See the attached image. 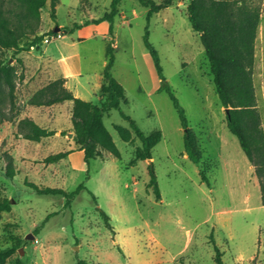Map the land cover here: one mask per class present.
<instances>
[{"label":"rangeland","instance_id":"374dc122","mask_svg":"<svg viewBox=\"0 0 264 264\" xmlns=\"http://www.w3.org/2000/svg\"><path fill=\"white\" fill-rule=\"evenodd\" d=\"M250 1L261 12L254 84L264 126V0ZM111 2L60 0L54 20L48 1L41 11L38 33L57 24L64 30H59L63 38H50V43L45 38L40 44L45 59L58 53L80 55L86 87L72 90L100 104L101 88L92 86L108 60V45L116 43L112 72L125 88L127 102L122 109L145 134L160 130L162 138L151 159L138 160L142 143L133 131L128 142L121 138L114 125L130 128V124L113 109L104 121L121 158L99 148L101 155L87 163L73 135L68 136L73 133V102L29 104L31 95L51 81L49 71H36L30 50L17 55L23 59L19 64L12 50L0 47V62L8 60L17 71L14 99L6 100L0 114V200H12L11 210L0 216V247L16 250L4 264L20 260L24 264H75L78 258L92 264H217L215 246L222 251L224 264H264L259 181L238 138L227 127V111L217 94L200 33L187 14L189 0H175L155 13L149 24L148 8L137 0H122L113 33L100 28L91 32L92 38L79 40L75 24L101 17ZM104 24L110 26L108 21ZM147 28L167 81L203 149L202 164L185 154L179 113L169 93L158 91L161 80L144 42ZM24 117L68 133L28 140L18 134ZM69 149L70 154L59 162H44L49 154ZM151 163L160 199L153 186H148ZM201 169L206 170L208 181L202 179ZM81 183L86 188L70 204L63 195L41 194L31 185L74 191ZM100 209L110 216L112 229Z\"/></svg>","mask_w":264,"mask_h":264},{"label":"trees","instance_id":"16d2710c","mask_svg":"<svg viewBox=\"0 0 264 264\" xmlns=\"http://www.w3.org/2000/svg\"><path fill=\"white\" fill-rule=\"evenodd\" d=\"M50 1L51 16L57 19L56 8L60 0H0V47L13 51V57L19 64L23 59L17 56L24 51L32 50L43 42L47 35L56 33L62 27L57 24L51 30L39 34L41 25V11ZM148 8L147 20L160 10L170 6L175 0H137ZM122 0H112L110 10L101 17L86 21L85 23L108 21L109 30L113 33L115 18L120 13ZM187 14L194 30L200 33L206 56L210 64L211 74L221 104L229 108L227 112V127L239 140L240 146L254 167L261 190V201L264 205V126L262 115L257 104L256 89L254 84L255 48L258 27L261 19L259 8L250 0H189ZM75 27H80L78 23ZM147 28L144 35L146 48L149 50L157 69L161 85L158 91L165 90L176 107L181 125L184 128L185 154L194 162L202 164L203 149L189 127L188 118L184 107L175 95L167 81L160 61V55L154 44L150 41ZM115 47H107V64L103 70L100 104L83 99L66 86V78L59 77L49 81L36 90L28 99V103L35 106H49L63 101H72L74 104L73 139L78 149L83 150L87 163L101 155L104 149L121 158V152L113 136L105 124L104 116L113 109H118L130 124L127 128L115 124V129L121 138L128 142L131 131L141 141L137 150L138 160L152 158L153 148L160 142L162 133L154 130L145 134L136 120L122 109V104L127 102L124 86L114 77L112 69L115 63ZM16 68L8 60L0 62V114L6 100L13 101L16 89ZM23 76V72L21 77ZM57 130H52L38 124L31 117H24L18 123V134L22 137L39 141L43 137L54 135ZM68 132L61 131L65 135ZM72 149L49 154L45 163L59 162L67 157ZM151 179L148 186H153L156 197L161 198L157 176L151 163L149 165ZM200 174L204 181H208L206 170L201 169ZM41 194H60L70 204L81 189L86 188L81 183L74 191H67L61 187L39 186L31 184ZM94 199L97 197L93 194ZM12 208V200H0V216ZM109 228L110 216L100 209ZM14 247H0V264H4L15 253ZM215 260L217 264H224L223 253L215 246ZM18 264H24L18 261ZM75 264H92L86 259L78 258Z\"/></svg>","mask_w":264,"mask_h":264},{"label":"crops","instance_id":"0c3cea01","mask_svg":"<svg viewBox=\"0 0 264 264\" xmlns=\"http://www.w3.org/2000/svg\"><path fill=\"white\" fill-rule=\"evenodd\" d=\"M105 22L106 21H102L100 23H96V22L78 23L80 26V27H77V30L79 31V36H78L79 40H88V39L92 38L93 34L91 32L97 31L100 28L105 30V31L109 30V26H108V24H107V26H105V24H104ZM62 30H64V29H62ZM89 33H91V34H89ZM60 38H63V36ZM50 42H52V40ZM50 42H46V43H50ZM75 43H76V40L73 39L72 44H75ZM41 45L39 47H36V48L30 50L32 52V57L35 60L36 68H37L36 71L38 73H40L44 70H46V71L48 70L50 75H51L50 80H54V79H57L59 77H65L66 78V86L71 90H72V88H75V90L77 91L78 87H86V83L82 80L85 72H84V69L82 66V60H81L80 55H78L76 53H72V54L58 53V54H55V55L45 59V56H44L45 51H43ZM116 46H117V44L115 43L114 47H116ZM60 50L61 49L59 48V52H60ZM106 64H107V62L104 64V68H105ZM87 73L89 74L88 71H87ZM90 76H92V75H90ZM88 77H89V75H88ZM95 77H96V82L92 87L94 89H97V88L100 89L102 86V82H103V71L96 74ZM71 81H73V84H70ZM75 95L78 96L77 93H75ZM62 129L63 128L55 129V130H57L56 134L61 132Z\"/></svg>","mask_w":264,"mask_h":264},{"label":"built area","instance_id":"2783aa9c","mask_svg":"<svg viewBox=\"0 0 264 264\" xmlns=\"http://www.w3.org/2000/svg\"><path fill=\"white\" fill-rule=\"evenodd\" d=\"M55 37H62V34H61V32L60 31H58V32H56V33H53V34H51V35H48V36H46L45 38H46V42H49L50 41V38H55Z\"/></svg>","mask_w":264,"mask_h":264},{"label":"water","instance_id":"95a60500","mask_svg":"<svg viewBox=\"0 0 264 264\" xmlns=\"http://www.w3.org/2000/svg\"><path fill=\"white\" fill-rule=\"evenodd\" d=\"M226 111L228 112L229 111V108H226ZM73 135V133L72 132H70V133H68V136H72ZM28 238H32L33 237V235L32 234H28V236H27Z\"/></svg>","mask_w":264,"mask_h":264}]
</instances>
